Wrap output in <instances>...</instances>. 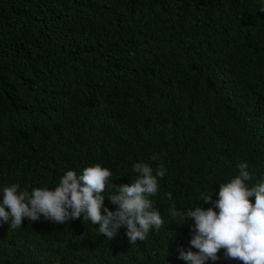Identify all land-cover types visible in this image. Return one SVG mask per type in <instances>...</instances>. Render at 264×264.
Segmentation results:
<instances>
[{
    "label": "trees",
    "instance_id": "1",
    "mask_svg": "<svg viewBox=\"0 0 264 264\" xmlns=\"http://www.w3.org/2000/svg\"><path fill=\"white\" fill-rule=\"evenodd\" d=\"M0 264H264V0H0Z\"/></svg>",
    "mask_w": 264,
    "mask_h": 264
}]
</instances>
